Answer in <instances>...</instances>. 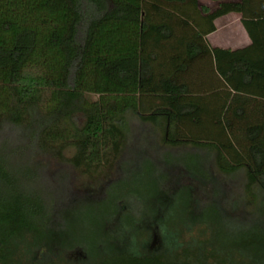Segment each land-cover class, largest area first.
Segmentation results:
<instances>
[{"label":"trees","instance_id":"obj_1","mask_svg":"<svg viewBox=\"0 0 264 264\" xmlns=\"http://www.w3.org/2000/svg\"><path fill=\"white\" fill-rule=\"evenodd\" d=\"M197 1L0 0V264H38L59 255L72 241L81 226L73 210L92 201L67 190L65 204L54 212L38 174L51 172L50 158L87 176L108 173L117 162L128 116L162 131L165 146L203 148L211 176L214 166L219 174L243 177L248 203L257 204L261 195L258 204L264 208V105L240 104L237 94L264 86V0L222 3L206 16L209 33L216 18L231 12L242 15L251 45L234 52L210 48L205 34L196 30L194 39L189 37L187 6L196 8ZM193 48L196 56L216 63L206 73L204 96L193 95L184 82ZM222 62L231 66L229 70ZM215 95L223 102L218 108L210 103ZM189 175L199 187L212 179L192 171ZM210 188L214 199L204 205L193 199L192 186L172 194L162 191L152 199L153 215L145 218L158 219L156 229L145 222L143 235L111 232L112 254L99 256L103 249L98 246L94 260L88 247L72 243L70 251L78 247L84 253L81 258L69 254L66 260L232 264L227 256L206 249L208 240L200 239L208 237L199 224L205 218L215 225L224 213L241 225L248 221L240 204L222 212L227 202L222 206L217 187ZM173 200L186 201L184 230L168 224ZM209 239L259 254L264 250V215L233 234L215 229ZM194 241L198 248L186 247ZM27 248L32 251L29 261Z\"/></svg>","mask_w":264,"mask_h":264},{"label":"rangeland","instance_id":"obj_2","mask_svg":"<svg viewBox=\"0 0 264 264\" xmlns=\"http://www.w3.org/2000/svg\"><path fill=\"white\" fill-rule=\"evenodd\" d=\"M206 87L208 88L207 85ZM89 99L95 100L96 97L89 96ZM126 119L127 124L123 130L124 139L120 153L117 162L108 173H104V171L99 176H87L79 170H75L70 164L60 163L51 158L47 160V167L53 177L50 175L51 172H39L42 191L54 212H58L65 204L67 190L73 197L80 199L87 197L92 202H82L79 207L74 208L73 212L78 217L79 226H81L76 228L72 241H69L65 249L59 252V255L54 254L50 260L43 259L38 264H74V262L66 260L68 255L81 258L84 250L75 247L70 251L72 243L73 245L82 243L91 252L93 251L92 260L95 258L98 246L103 249L98 255L108 257L115 249V245L109 238L111 232L119 235L138 232L137 234L143 235L145 231L142 226L145 227V225L142 224L145 222H148L152 229L157 228L158 219L154 218L150 221V218H145L153 215L155 209L152 199L159 193L163 191V193L172 194L182 187L192 186L194 189L193 199L199 203L198 205H204L214 199L210 192L211 184L217 187L219 196L223 198H217V201L222 200V206L224 201L227 202L224 209L220 208L222 212H226L227 208L232 211L234 203L240 204L239 207L243 208L239 210L243 211L248 222L246 225H241L239 219L234 217L229 219L224 216L225 213H221L223 215L219 222L216 220L215 225H211V222L204 218L201 220L199 228L200 231L206 233L208 239L200 240H208L207 245L204 244L206 249H214L218 255L227 256L228 261L232 264L239 262L264 264V250L256 254L252 249L230 248L220 241L213 242L209 239L215 229L233 234L241 228L250 226V222L253 223V220H259L264 215V208L258 204L261 195L256 197L259 200L257 204L248 203L249 196L243 195V177H228L219 174L214 166L211 169L213 174L211 176L208 171L209 158L203 148H196L189 144L175 149L170 148L162 142V131H157L151 124L140 121L134 116H128ZM195 133L199 135L198 131ZM189 171H192L196 176L211 177L212 179L208 180L209 182L203 187H199L192 180V176L191 179ZM187 211L185 200L172 201L167 211L169 214L168 224L171 228L184 230L188 227ZM46 230L51 231V226H48ZM121 246H118L119 249H122ZM186 247L195 249L198 248V245L194 241L192 244H187ZM125 250H127L126 247ZM39 252H35L36 255H39ZM25 253V260L29 261L28 257L32 255L31 249L27 248ZM90 263L88 262V264Z\"/></svg>","mask_w":264,"mask_h":264},{"label":"crops","instance_id":"obj_3","mask_svg":"<svg viewBox=\"0 0 264 264\" xmlns=\"http://www.w3.org/2000/svg\"><path fill=\"white\" fill-rule=\"evenodd\" d=\"M239 0H226V1H213V0H198L196 8L193 6H187L189 11L187 15L189 21L191 22L190 27L188 28L189 37L194 39L193 31H198L202 34H205L204 40L208 46L212 49H219L225 51H239L244 50L251 45V39L249 34L244 26L242 15L240 13H228L221 17L216 18L213 21L214 31L209 33L208 29L210 27L209 21L206 19L208 14L213 13L217 10L222 3H238ZM249 21V19H245ZM251 30L253 31V24H249ZM254 32V31H253ZM262 33V32H261ZM187 40L184 44V56L187 57ZM199 46V42L196 43ZM192 55H195V49L190 50ZM247 55H250L252 52H247ZM263 55V54H261ZM227 57V56H226ZM215 61L210 62L209 60H204L200 56H193L191 59H187L186 69L184 72V82L188 85L189 88L194 90L195 96H204L207 94L206 83L208 79L206 78V73L208 70L215 68ZM221 66L229 70L231 67L228 63H220ZM220 88H223L221 85ZM232 92V91H231ZM218 94V93H216ZM234 94V92H232ZM240 96V104L245 103L246 105H255L261 104L264 105V97H259V94L264 96V86L255 85L251 93L242 92L237 93ZM216 98L210 101L211 105L220 107L223 102L218 100V95H215ZM245 114H251L248 112L247 108L245 109ZM233 119H236V115L231 114Z\"/></svg>","mask_w":264,"mask_h":264}]
</instances>
